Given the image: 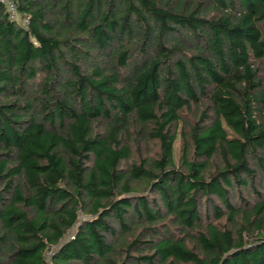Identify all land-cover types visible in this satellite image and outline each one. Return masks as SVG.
<instances>
[{"label":"trees","instance_id":"16d2710c","mask_svg":"<svg viewBox=\"0 0 264 264\" xmlns=\"http://www.w3.org/2000/svg\"><path fill=\"white\" fill-rule=\"evenodd\" d=\"M12 1L0 264H264V0Z\"/></svg>","mask_w":264,"mask_h":264},{"label":"built area","instance_id":"2783aa9c","mask_svg":"<svg viewBox=\"0 0 264 264\" xmlns=\"http://www.w3.org/2000/svg\"><path fill=\"white\" fill-rule=\"evenodd\" d=\"M0 2H2L3 4H5L6 8H7V12L9 14V18L14 21V22H21L24 26H26L28 24V20L26 18H21L19 12H18V8L16 6V4L12 1V0H0Z\"/></svg>","mask_w":264,"mask_h":264},{"label":"rangeland","instance_id":"374dc122","mask_svg":"<svg viewBox=\"0 0 264 264\" xmlns=\"http://www.w3.org/2000/svg\"><path fill=\"white\" fill-rule=\"evenodd\" d=\"M178 144H179V141L177 142V144H176V145L178 146Z\"/></svg>","mask_w":264,"mask_h":264}]
</instances>
